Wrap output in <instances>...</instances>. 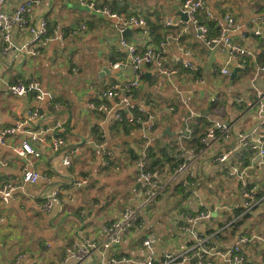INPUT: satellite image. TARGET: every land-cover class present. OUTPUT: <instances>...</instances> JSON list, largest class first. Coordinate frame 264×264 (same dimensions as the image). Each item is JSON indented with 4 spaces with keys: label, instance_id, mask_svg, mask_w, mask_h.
Masks as SVG:
<instances>
[{
    "label": "crops",
    "instance_id": "0c3cea01",
    "mask_svg": "<svg viewBox=\"0 0 264 264\" xmlns=\"http://www.w3.org/2000/svg\"><path fill=\"white\" fill-rule=\"evenodd\" d=\"M97 1L98 6H106L117 14L143 16L147 27L129 28L130 34L124 39L138 51L167 40L161 61L166 68L176 70V74L165 79L156 75L154 65H145L141 84L130 95L133 109L120 103L121 94L101 101L100 92L113 85L123 88L134 73L128 64L121 69L110 68V64L124 63L118 34L109 19L90 12L74 0H40L28 15L33 25L45 19L50 36L59 32L65 34L62 42L42 40L39 56H26L14 48L5 51L0 33L2 80L6 83L35 80L42 91L50 95L42 101L36 100L34 93L19 98L0 84V131L25 121L33 108L44 114L43 118L22 126L0 145V185L19 183L26 168L44 176L35 185H27L24 191L14 193L8 204L0 199L3 219L0 222V264H77L73 259L64 263L66 247L74 241H100L105 227L118 219L125 206L138 208L141 187L134 161L140 154L155 153V158L161 160V151L172 157L182 148L197 151L194 140L216 121L227 125L233 138L213 146L190 167L189 187L197 190L196 196H190L189 189L183 188L179 181L171 183L166 196L158 198L146 210H140L138 228L132 229L121 245L105 255H124L129 262L121 264H138L147 258L160 260L164 255L176 254L191 244L189 235L181 230L186 217L203 210L209 211L211 217L196 223L195 228L201 233L223 229L219 247L229 245L239 235L264 237V204L251 211L236 228L231 227L235 213L221 208L242 201L236 181L226 177V166H245L254 157L252 153L236 149L237 135L264 134V125L260 124L254 107V89L264 92V71L260 70L264 65L260 58L264 46V0H205L206 9L197 14L210 34H215L216 30L206 11L216 19L228 14L235 18L238 29L230 31V40L251 53V58H244V68L236 67L243 59L204 48L191 30L182 33L177 10L181 11L183 0ZM15 9L16 4L7 0L4 10L10 13ZM81 26L85 29L81 30ZM72 30H76L77 35H70ZM256 30L260 35L254 34ZM29 38L25 29L15 26L10 43L17 48ZM187 51L197 74L180 65ZM223 67L231 73L237 68L235 78L221 75ZM197 78L203 83H196ZM182 96L191 98V114L182 107ZM223 100L228 108L221 106ZM101 102L119 111L124 121L116 123L113 112L90 109V103ZM149 116L154 121L146 133L143 126L130 119L142 117L145 120ZM56 121L65 128L61 134L66 141L65 148L76 149L70 167L63 166L62 152L50 150V140L56 136L50 131L44 134L45 143H31L40 153L39 158L18 157L12 152L11 147L28 139V130L49 129ZM166 127L170 135L163 134ZM181 136L187 139L181 141ZM222 151L228 153L225 165L215 161ZM107 160L110 164L102 168ZM151 161L149 157L148 167ZM172 168L173 162L161 161L154 169H161L167 179ZM83 180L86 182L77 188L75 183ZM248 183L263 194L264 168L249 167ZM47 199L52 203L49 212L42 209ZM151 236L155 244L148 252L142 243ZM243 251L249 263L264 264L263 242H251ZM99 259L100 255L95 253L86 264ZM215 264L224 263L216 260Z\"/></svg>",
    "mask_w": 264,
    "mask_h": 264
},
{
    "label": "built area",
    "instance_id": "2783aa9c",
    "mask_svg": "<svg viewBox=\"0 0 264 264\" xmlns=\"http://www.w3.org/2000/svg\"><path fill=\"white\" fill-rule=\"evenodd\" d=\"M7 0H0V33H2L3 42L5 44V51L14 48L18 53L24 54L30 57H36L40 55V43L42 40L62 42L65 34L62 32L54 33L50 36L48 33V25L45 19H40L36 25H33L28 15L33 11L35 7L40 4V0H12L16 4V9L13 12H6L4 10ZM80 6L87 8L90 12L109 19L112 23L114 31L119 36L120 51L124 55V63L110 64V68L121 69L124 64L131 66L134 77L131 81L120 88L119 85H113L106 90L98 94V98L101 101L107 99H114L119 97L120 103L127 106L130 109L134 107L130 102V95L132 91L138 88L143 78V67L145 65H154L155 73L157 76L169 79L176 74V70L166 68L161 61V54L165 51L167 46V40H163L158 43L157 46L149 44L145 46L142 51H138L134 44L128 43L122 34L128 28L145 29L147 27L146 20L141 15H122L112 12L106 6H98L97 0H74ZM205 0H183L181 4V12L187 18L186 22H180L182 33H186L189 30L193 32L195 40L204 48L213 51L221 50L229 53L233 58L243 59L241 63H237L236 67L244 68V58L250 57L251 53L232 43L229 37V33L232 30L238 29L235 18L232 15H225L222 19H216L211 13L206 11V16L209 21L214 24L215 34H210L209 28L206 24L201 23L198 20L197 14L200 11H204ZM264 20V17H263ZM171 24V25H170ZM167 25L172 26L171 22H167ZM18 26L25 29L30 38L19 47H14L10 43V36L13 27ZM85 27L81 26V30ZM70 35H77L76 30H72ZM255 35H260V31H254ZM190 52L185 53V58L181 59L180 65L183 69L197 74L196 66L188 59ZM264 71V65L260 68ZM220 74L223 76H230L231 72L227 67H223L220 70ZM196 83L202 84L201 78L196 79ZM0 84H3L7 90L14 96L19 98L26 97L29 93H34L36 100L42 101L44 98H50L48 93L42 91L39 83L35 80L27 82L15 81L13 83H6L0 77ZM255 91V113L258 117L260 124L264 125V92L259 89ZM212 102L215 99L211 100ZM182 107L192 113L191 103L192 100L189 96L181 97ZM90 109L100 113H114V121L121 123L124 121L122 114L115 110L114 107L108 106L105 102L90 103ZM44 114L37 108H33L28 112L27 119L16 126L6 127L0 131V145H4L8 137L15 135L19 132L25 124L33 121L34 119H41ZM131 121L141 125L148 132L152 126L153 117L149 116L146 121L140 117H130ZM56 133V136L50 140V150L54 153L62 152L64 167H70L72 160L76 154V149H66L65 139L61 136L65 132L63 124L56 121L49 129H39L37 131L28 130V139L23 140L19 145L11 147L12 152L18 157H33L39 158L40 153L34 149L31 143L35 142L43 144L46 142L44 134L46 132ZM189 133V130H186ZM233 135L230 132V128L223 122H213L204 134L199 138L200 148L197 151L181 149V152L175 156L168 154L169 158H173L174 166L172 168L171 175L165 179L162 171L150 169L147 165L148 155L146 153L140 154V156L134 161V167L137 172V181L140 184V203L137 209L130 206H125L118 219L105 227V233L100 241L86 240L84 242H72L64 250V263L69 259L75 260L77 264H86L87 261L98 253L100 259L93 264H121L129 262V259L124 255H105L109 250H112L121 245L123 239L129 235L132 229H137L140 223L139 212L140 210H146L154 201L160 197H164L168 193V187L171 183L179 181L183 188L189 189V195L196 196L197 190L190 188V167L197 162V160L206 153L213 146H217L220 142L229 141ZM187 139V136H181V141ZM235 147L242 152H249L253 154V158L248 165H230L226 166V177L234 179L239 187L241 194V204H233L229 207H221L223 210L234 212L238 209H243V214L250 213L253 210L259 208L264 204V193L260 194L256 187L250 186L248 183V168L256 166L258 168H264V134L258 136L239 134L235 139ZM110 156V153H107ZM111 157V156H110ZM228 160L227 151L220 153L215 161L217 164L225 165ZM110 162L104 161L102 168L106 167ZM44 176L33 169L26 168L23 171L22 177L19 183H5L0 185V199L4 204H8L14 193L18 191H24L25 186L35 185L39 179H43ZM86 181L76 182L75 186L78 188ZM52 208V203L47 199L42 205V209L45 212H49ZM211 215L209 211L203 210L195 214L188 215L186 222L182 225L181 230L187 233L190 237L191 244L184 250L176 254L164 255L160 260H153L151 258L144 259L138 264H215L216 260H220L224 264H251L247 260L244 254L243 247L251 242H263L264 237L261 235H239L232 243L225 247H219L218 242L223 229H217L210 233H201L196 230L195 225L199 221L210 219ZM3 219L0 217V222ZM229 226V225H228ZM155 244L154 237H148L142 243L143 247L151 252Z\"/></svg>",
    "mask_w": 264,
    "mask_h": 264
},
{
    "label": "trees",
    "instance_id": "16d2710c",
    "mask_svg": "<svg viewBox=\"0 0 264 264\" xmlns=\"http://www.w3.org/2000/svg\"><path fill=\"white\" fill-rule=\"evenodd\" d=\"M260 58L264 61V46H263V51H262ZM141 119L144 120L142 117H141ZM145 121H146V119H145ZM194 142H196L197 149H199L201 147L200 143H199V139L194 140ZM150 151H152V149H150ZM147 155H149L148 158L149 157H150V159L152 158V161L150 163H148L150 166L149 168H152V169L158 167L161 164V161L173 162V160L171 158H169L168 154L166 155V152H163V151H161V156H160L162 158L161 160L155 158L156 157L155 153H151V154L148 153ZM173 166H174V162H173ZM154 170H158V169H154ZM159 171H161V169H159ZM234 213H235V215H234L235 220H233V222L231 223V227H234V228L241 225L242 221H244V219L248 218V216H249V213H246L245 215H242V217L238 218L239 215L243 214V209L235 210Z\"/></svg>",
    "mask_w": 264,
    "mask_h": 264
},
{
    "label": "water",
    "instance_id": "95a60500",
    "mask_svg": "<svg viewBox=\"0 0 264 264\" xmlns=\"http://www.w3.org/2000/svg\"><path fill=\"white\" fill-rule=\"evenodd\" d=\"M177 13L180 16L181 21H183V22H186L187 21L186 16L184 14H182L181 11H178L177 10ZM128 34H130V29L129 28L124 31V33L122 34V38H126L128 36ZM237 72H238V69L237 68H234L233 72L231 73V79H234L235 78ZM153 121L154 120H152V123H153ZM163 134L164 135H170L171 134L170 133V129L168 127H166L164 129V131H163Z\"/></svg>",
    "mask_w": 264,
    "mask_h": 264
},
{
    "label": "rangeland",
    "instance_id": "374dc122",
    "mask_svg": "<svg viewBox=\"0 0 264 264\" xmlns=\"http://www.w3.org/2000/svg\"><path fill=\"white\" fill-rule=\"evenodd\" d=\"M221 106L223 108H228V103L224 102V100H223V102L221 103Z\"/></svg>",
    "mask_w": 264,
    "mask_h": 264
}]
</instances>
